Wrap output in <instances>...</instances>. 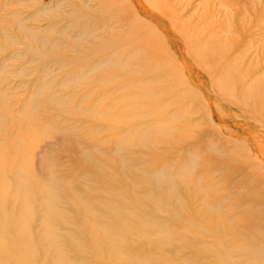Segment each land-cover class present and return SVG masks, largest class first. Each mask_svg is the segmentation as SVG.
Wrapping results in <instances>:
<instances>
[{"label":"rangeland","instance_id":"1","mask_svg":"<svg viewBox=\"0 0 264 264\" xmlns=\"http://www.w3.org/2000/svg\"><path fill=\"white\" fill-rule=\"evenodd\" d=\"M0 162L55 199L33 264H264V0H0Z\"/></svg>","mask_w":264,"mask_h":264},{"label":"bare ground","instance_id":"2","mask_svg":"<svg viewBox=\"0 0 264 264\" xmlns=\"http://www.w3.org/2000/svg\"><path fill=\"white\" fill-rule=\"evenodd\" d=\"M3 165L4 162H2V164L0 162V257L9 264H33V261L31 260L33 247L29 243L28 237L26 236V227L29 224V218L34 214L32 207L39 205L38 203H40L43 207L38 216L40 218L42 228L48 232L50 230L49 218L55 211V199L52 196L49 197L46 195L41 197L40 200H36L34 203L29 198V203L25 195L27 185L23 179L20 178H17L16 183L13 184L14 186L12 187V192L9 193L7 188L9 187L7 185V179L9 178L6 174L12 165L8 164L7 168H4ZM18 167L19 175L25 176L28 174L26 171H23L21 166ZM4 172L5 175L2 177L1 175ZM44 179H46V177ZM181 182L183 184H187L189 182V178L187 177L185 170H182ZM172 195L173 194H170L168 191L163 194L165 199H170ZM72 201L75 203L74 205L78 207L77 198H73ZM161 202H154L153 210L155 212L153 213H145L140 210L141 214L137 217L134 216L136 218H134L133 221H131V218L125 216L122 212L121 214L117 212L114 216V221L117 220L115 221L117 223L116 228H119V230H101L91 224V227L90 225L88 227V233L92 236L91 233L95 231L96 233H94V238L92 239L94 241L100 239L99 241L104 242V248L109 251L116 247H125V250L128 251L130 243L129 236L132 235L131 233L134 231L156 244L159 239V235L164 228H166V222L163 221V223H160L156 221L153 216L156 211L159 212L163 208H169L168 205L161 204ZM45 207L47 210H45ZM82 207L86 213L87 211L91 212V209H89L87 205H82ZM89 215H91V213ZM102 231H106L107 234ZM174 232L175 230L173 228H167V233L174 234ZM52 248H54V246L50 243L49 249L51 250ZM52 254L56 257V259H54V264H70L69 261H67L56 249H52Z\"/></svg>","mask_w":264,"mask_h":264}]
</instances>
